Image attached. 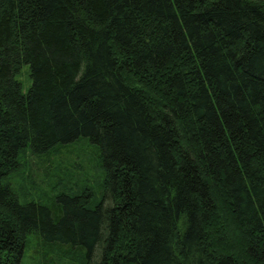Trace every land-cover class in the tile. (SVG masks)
Wrapping results in <instances>:
<instances>
[{"label":"trees","instance_id":"16d2710c","mask_svg":"<svg viewBox=\"0 0 264 264\" xmlns=\"http://www.w3.org/2000/svg\"><path fill=\"white\" fill-rule=\"evenodd\" d=\"M0 264H264V0H0Z\"/></svg>","mask_w":264,"mask_h":264},{"label":"rangeland","instance_id":"374dc122","mask_svg":"<svg viewBox=\"0 0 264 264\" xmlns=\"http://www.w3.org/2000/svg\"><path fill=\"white\" fill-rule=\"evenodd\" d=\"M17 79L22 83L23 89L26 91L31 85L28 64L23 66L20 73L17 75ZM93 152L94 150L91 145L81 143L77 146L67 147L64 150L61 149L59 153L56 152L47 157L36 158L29 156L26 162V168L22 171L20 180H23L29 187L31 185H37L43 187V189L47 188L44 191L51 190L54 185H58L57 179L60 178V175L62 174L61 170L67 171L71 169L74 170L73 172H78L79 170H85L88 167L92 168L91 166H94V159L91 153ZM93 168H96V166ZM94 170V172L92 171L93 177L97 172L99 174V168ZM37 250L40 252V247L32 245V248L28 251L26 257L28 263L32 262Z\"/></svg>","mask_w":264,"mask_h":264}]
</instances>
